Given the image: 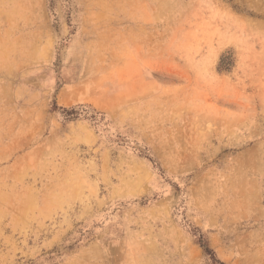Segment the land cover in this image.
Returning a JSON list of instances; mask_svg holds the SVG:
<instances>
[{"label":"rangeland","instance_id":"obj_1","mask_svg":"<svg viewBox=\"0 0 264 264\" xmlns=\"http://www.w3.org/2000/svg\"><path fill=\"white\" fill-rule=\"evenodd\" d=\"M220 263L264 264V0H0V264Z\"/></svg>","mask_w":264,"mask_h":264},{"label":"trees","instance_id":"obj_2","mask_svg":"<svg viewBox=\"0 0 264 264\" xmlns=\"http://www.w3.org/2000/svg\"><path fill=\"white\" fill-rule=\"evenodd\" d=\"M204 251H205V252H208V249L205 247ZM220 264H221V263H220Z\"/></svg>","mask_w":264,"mask_h":264}]
</instances>
